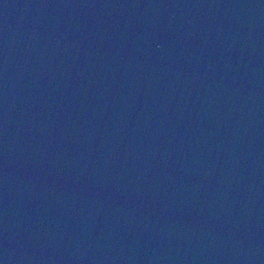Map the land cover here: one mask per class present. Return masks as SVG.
Segmentation results:
<instances>
[{"label":"water","instance_id":"water-1","mask_svg":"<svg viewBox=\"0 0 264 264\" xmlns=\"http://www.w3.org/2000/svg\"><path fill=\"white\" fill-rule=\"evenodd\" d=\"M0 264H264V0H0Z\"/></svg>","mask_w":264,"mask_h":264}]
</instances>
